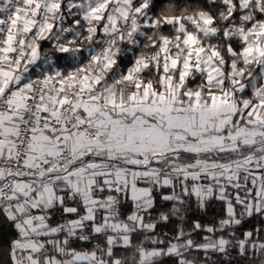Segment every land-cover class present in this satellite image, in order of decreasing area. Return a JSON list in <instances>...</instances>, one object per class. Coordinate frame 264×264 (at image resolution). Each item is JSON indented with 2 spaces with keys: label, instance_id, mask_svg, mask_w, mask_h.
<instances>
[{
  "label": "snow or ice",
  "instance_id": "snow-or-ice-1",
  "mask_svg": "<svg viewBox=\"0 0 264 264\" xmlns=\"http://www.w3.org/2000/svg\"><path fill=\"white\" fill-rule=\"evenodd\" d=\"M0 264H264V0H0Z\"/></svg>",
  "mask_w": 264,
  "mask_h": 264
},
{
  "label": "trees",
  "instance_id": "trees-1",
  "mask_svg": "<svg viewBox=\"0 0 264 264\" xmlns=\"http://www.w3.org/2000/svg\"><path fill=\"white\" fill-rule=\"evenodd\" d=\"M45 47L47 48V44H45Z\"/></svg>",
  "mask_w": 264,
  "mask_h": 264
}]
</instances>
